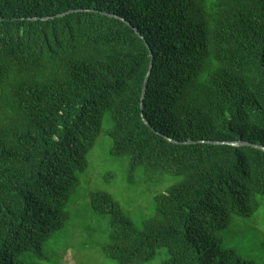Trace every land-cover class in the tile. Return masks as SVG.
<instances>
[{
	"label": "trees",
	"instance_id": "trees-1",
	"mask_svg": "<svg viewBox=\"0 0 264 264\" xmlns=\"http://www.w3.org/2000/svg\"><path fill=\"white\" fill-rule=\"evenodd\" d=\"M98 143L173 178L144 229L90 195L104 256L263 264L220 234L264 205V0H0V264L42 257Z\"/></svg>",
	"mask_w": 264,
	"mask_h": 264
},
{
	"label": "rangeland",
	"instance_id": "rangeland-1",
	"mask_svg": "<svg viewBox=\"0 0 264 264\" xmlns=\"http://www.w3.org/2000/svg\"><path fill=\"white\" fill-rule=\"evenodd\" d=\"M105 143L95 146L89 155L88 169L78 173V184L66 206L67 218L62 228L44 243L42 257L29 252L19 256V261L26 264H117L116 260L104 256L97 244L105 237L109 221L107 214L95 213L91 208L90 195L98 190L113 194L135 226L145 228V220L155 213L154 196L173 178L158 173L147 176L138 171L134 183H129L128 159L111 156L109 145ZM109 175L112 177L106 179ZM220 235L224 247L235 249L241 256L247 257L250 248L257 253L258 247L264 248V205L252 217H237ZM167 257L166 248L161 247L155 257L144 264H162Z\"/></svg>",
	"mask_w": 264,
	"mask_h": 264
},
{
	"label": "water",
	"instance_id": "water-1",
	"mask_svg": "<svg viewBox=\"0 0 264 264\" xmlns=\"http://www.w3.org/2000/svg\"><path fill=\"white\" fill-rule=\"evenodd\" d=\"M69 12H72V11H69ZM65 14H66V13H62V14H60V15H65ZM138 33H139V32H138ZM139 35H141V34L139 33ZM141 37H143V36H141ZM147 45H148V44H147ZM148 46H149V45H148ZM150 55H151V64H150V67H152V64H153V54H152V52H150ZM149 74H150V71L148 72L147 77H146V81H145V83H144L142 98H144V92H145V90H146V86H147V78L149 77ZM141 107H143V104H141ZM145 122H146V124L149 125V123H148L146 120H145ZM215 143H226V144H230V145H242V144H248V142H241V141H237V142H217V141H215ZM255 146L264 149V146H261V145H255Z\"/></svg>",
	"mask_w": 264,
	"mask_h": 264
}]
</instances>
